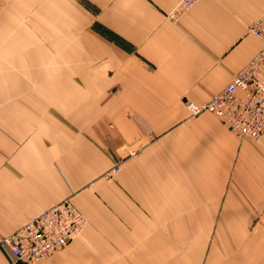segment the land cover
I'll list each match as a JSON object with an SVG mask.
<instances>
[{"label":"crops","instance_id":"obj_1","mask_svg":"<svg viewBox=\"0 0 264 264\" xmlns=\"http://www.w3.org/2000/svg\"><path fill=\"white\" fill-rule=\"evenodd\" d=\"M177 1L0 0V40L41 30L58 49L0 74V240L63 198L86 219L36 264H264V133L184 105L262 47L247 27L264 0H197L173 21ZM0 264L26 263L0 245Z\"/></svg>","mask_w":264,"mask_h":264},{"label":"built area","instance_id":"obj_2","mask_svg":"<svg viewBox=\"0 0 264 264\" xmlns=\"http://www.w3.org/2000/svg\"><path fill=\"white\" fill-rule=\"evenodd\" d=\"M196 1L178 0L167 17L177 20ZM247 31L262 39V47L216 94L200 103L184 101V105L190 115L212 113L237 136L256 141L264 133V12L248 25ZM118 169L114 166L110 172ZM85 224L86 219L70 199L63 198L3 236L0 245L17 259L35 264L68 244Z\"/></svg>","mask_w":264,"mask_h":264},{"label":"rangeland","instance_id":"obj_3","mask_svg":"<svg viewBox=\"0 0 264 264\" xmlns=\"http://www.w3.org/2000/svg\"><path fill=\"white\" fill-rule=\"evenodd\" d=\"M68 18H69V22H71L72 17L69 16ZM39 21H40L39 24L42 25V19H40ZM49 34H53V33L44 32L41 30H37L33 32H28L27 30H25V32H23V34L21 35L19 42L18 41L16 42L15 39L9 38L11 37L10 33H4V36H2L0 40V74L12 73L16 71H27V68L29 66V60L32 62L35 61V59L30 58L31 56L35 57V55H37L43 57L44 55H48L50 51L54 52L53 54L56 55L58 49L53 44H52V48L44 46L45 44L49 45V43L44 42L50 39V38H45V36ZM65 39L69 40L71 38L68 37ZM67 43L70 44V42L68 41ZM8 44L9 45L14 44V45H12V48L9 49ZM238 138L240 137L238 136ZM248 141L253 142L250 140ZM223 226L226 228L216 229V231H223V233H227V235L225 234L227 239L233 240L234 242L238 240L237 239L238 234H240L241 232L242 233L246 232L247 234L249 233V237H250V233L252 231L253 225L252 224L247 225V229L245 230H244V225H240V224L239 225L226 224ZM236 248L237 246H233L231 248H228V251H234L236 250ZM24 263L31 264L27 262Z\"/></svg>","mask_w":264,"mask_h":264}]
</instances>
